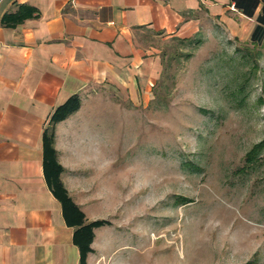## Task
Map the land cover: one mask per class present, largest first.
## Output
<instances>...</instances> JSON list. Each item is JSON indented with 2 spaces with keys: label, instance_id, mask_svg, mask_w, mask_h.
Listing matches in <instances>:
<instances>
[{
  "label": "rangeland",
  "instance_id": "obj_1",
  "mask_svg": "<svg viewBox=\"0 0 264 264\" xmlns=\"http://www.w3.org/2000/svg\"><path fill=\"white\" fill-rule=\"evenodd\" d=\"M250 20L245 34L236 17V34L149 36L154 75L74 119L88 125L65 144L64 181L110 223L95 264H264V36L254 47Z\"/></svg>",
  "mask_w": 264,
  "mask_h": 264
},
{
  "label": "crops",
  "instance_id": "obj_2",
  "mask_svg": "<svg viewBox=\"0 0 264 264\" xmlns=\"http://www.w3.org/2000/svg\"><path fill=\"white\" fill-rule=\"evenodd\" d=\"M18 6L36 9L39 18L6 28L3 18ZM231 17L244 23L238 33L252 24L230 0H0V264H80L75 230L44 177L42 140L53 112L80 97V111L55 130L71 196L61 156L72 131L88 125L74 121L85 106L154 75L149 36L201 40L216 34L219 22L236 34ZM101 229L87 264L96 263Z\"/></svg>",
  "mask_w": 264,
  "mask_h": 264
},
{
  "label": "trees",
  "instance_id": "obj_3",
  "mask_svg": "<svg viewBox=\"0 0 264 264\" xmlns=\"http://www.w3.org/2000/svg\"><path fill=\"white\" fill-rule=\"evenodd\" d=\"M235 9L249 19L256 17V13L261 8L256 17L257 27L253 34V45L259 47L260 40L264 36V0H230ZM39 18V12L29 6H18L16 13L6 15L2 24L6 28H16L28 20ZM81 109V100L79 96L69 98L63 105L58 107L52 114L48 125L43 133V170L47 187L53 197L60 203L63 212V218L69 228L75 230L73 243L80 252V264H87L88 256L93 254L91 246L95 240V230L110 226V223L104 220L88 222L86 215L80 207L73 201L67 191L62 175L65 172L58 159V153L55 149V130L57 125L65 122L72 115ZM256 147L248 155L249 162L256 160Z\"/></svg>",
  "mask_w": 264,
  "mask_h": 264
}]
</instances>
